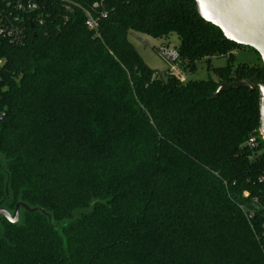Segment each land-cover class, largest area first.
Returning a JSON list of instances; mask_svg holds the SVG:
<instances>
[{"label":"trees","instance_id":"16d2710c","mask_svg":"<svg viewBox=\"0 0 264 264\" xmlns=\"http://www.w3.org/2000/svg\"><path fill=\"white\" fill-rule=\"evenodd\" d=\"M35 1L44 23L32 14L21 43L0 36V202L7 173L10 208L53 221L2 220L0 264H264V142L246 146L259 92L217 94L264 83L260 56L194 0ZM131 33L176 34L183 73L227 65L181 82L149 69ZM239 49L259 63L235 67Z\"/></svg>","mask_w":264,"mask_h":264},{"label":"water","instance_id":"95a60500","mask_svg":"<svg viewBox=\"0 0 264 264\" xmlns=\"http://www.w3.org/2000/svg\"><path fill=\"white\" fill-rule=\"evenodd\" d=\"M198 15L206 23L218 28L224 37L241 47L254 50L261 58L264 67V0H194ZM33 28V26H32ZM249 88L259 92V132L264 138V83L248 79L230 85L220 86L217 94L232 88ZM5 198L0 202V226L2 220L21 225L26 213L39 214L52 223L51 213L39 207L19 202L15 209L7 207L12 200L10 176L6 173ZM69 224V222L64 225ZM64 225H57L61 228Z\"/></svg>","mask_w":264,"mask_h":264},{"label":"built area","instance_id":"2783aa9c","mask_svg":"<svg viewBox=\"0 0 264 264\" xmlns=\"http://www.w3.org/2000/svg\"><path fill=\"white\" fill-rule=\"evenodd\" d=\"M40 7L35 0H0V36L7 39L10 43H21L24 40L26 20L32 14H37ZM36 22L38 25L44 23L43 15L37 14ZM31 20L29 21V23ZM86 25L90 30L97 29L98 21L87 13ZM159 56L168 63H173L174 66L170 70V75L176 77L181 82L185 79L182 78V73L179 68V53L176 49H170L168 46L163 45L158 49ZM2 61H0V67ZM260 133V132H259ZM264 142L261 136H255L249 139L246 146L250 149H257L260 142ZM245 196H247L245 194Z\"/></svg>","mask_w":264,"mask_h":264},{"label":"rangeland","instance_id":"374dc122","mask_svg":"<svg viewBox=\"0 0 264 264\" xmlns=\"http://www.w3.org/2000/svg\"><path fill=\"white\" fill-rule=\"evenodd\" d=\"M129 41L149 69L164 74L170 71L174 66L173 63H167L164 59H162L157 54L156 50L160 49L163 45H166L173 50L176 49L180 43L176 34H172L168 40H160L147 35L131 33L129 35ZM233 54L235 56L233 62L235 67L245 63L251 66L259 63L256 54L249 49H239ZM226 65L227 60L225 58H218L211 61L210 68H208L206 63H198L197 70L193 73H183L181 68H179L182 73V78L185 80L206 81L212 79L217 81V76L214 70L223 68ZM10 203L11 202L7 204V207H10Z\"/></svg>","mask_w":264,"mask_h":264}]
</instances>
